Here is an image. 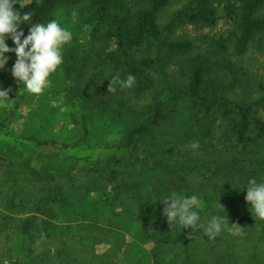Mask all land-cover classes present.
<instances>
[{"label":"trees","instance_id":"1","mask_svg":"<svg viewBox=\"0 0 264 264\" xmlns=\"http://www.w3.org/2000/svg\"><path fill=\"white\" fill-rule=\"evenodd\" d=\"M15 3L21 12L32 13V23H47L68 8L81 6L77 22L90 27L84 48L63 53L81 117L77 128L62 131L59 137L27 134L18 138L10 126L27 94L24 89L13 109L0 120V137H12L20 145L26 142L36 149H54L76 164L93 168L96 155L90 144L87 111L112 109L118 119L126 120L114 154L127 160L128 152L144 142L143 155L147 156L141 161L144 168L138 169L163 180L168 187L154 189L156 222L166 218L163 198L173 193L190 196L186 185L191 175L206 177L213 189L226 194L223 202L212 199L213 203L220 201L217 206L223 211L239 219L256 217L243 188L250 178L264 180V82L258 83L259 96L255 98H236L232 91L238 82L234 58L244 56L255 41L264 43V0H185L173 10H169L173 0ZM221 18L228 28L208 37L204 47L198 48L192 39L174 36L181 24L214 27ZM30 27L22 25L25 35ZM6 42L14 46L10 38ZM128 74L135 76V84L122 88L120 81ZM194 142L198 145L195 148ZM175 155L182 167L172 162ZM93 191L85 185L68 195L59 192L57 201L82 217L96 213L104 221L107 217L111 220L110 215L117 214L114 202L110 198L102 201ZM35 218L32 215L21 223L24 236L30 234ZM257 218L264 239V219ZM178 232L180 264H208L193 253L194 230L178 226ZM134 235L140 238L139 233ZM25 256L28 260L23 263L31 264L29 252L22 247L17 257ZM247 264H261L257 250Z\"/></svg>","mask_w":264,"mask_h":264},{"label":"rangeland","instance_id":"2","mask_svg":"<svg viewBox=\"0 0 264 264\" xmlns=\"http://www.w3.org/2000/svg\"><path fill=\"white\" fill-rule=\"evenodd\" d=\"M184 1L173 0L169 10ZM80 9V5L72 6L56 16L61 26L72 33L63 53L84 48L90 27L79 24L77 17L73 20L71 15ZM227 28L224 18L214 27L184 23L177 27L174 36L192 39L199 48ZM8 56L7 64L0 69V87L10 88L9 98L0 101V120L9 114L24 91L23 84L11 73L15 53ZM234 62L238 82L232 95L250 99L259 96L257 85L264 82V43L253 42L249 51L234 58ZM50 80V86L39 96L27 92L10 126L18 138L27 134L59 137L62 131L72 132L78 127L81 113L72 97L64 61ZM87 113L90 144L96 155L93 168L76 164L54 149H36L26 142L20 145L12 137H0V264H24L28 257H17L22 247L29 252L31 264H180L178 225H170L167 218L154 220V189L168 187L163 180L138 169L144 165L143 156H147L143 155L144 142L128 152L127 160L119 159L114 149L124 135L126 120L118 119L112 109L89 108ZM177 160L175 155L172 162L182 167L183 163ZM85 185H90L94 196L102 201L110 198L114 202L117 214L110 215L111 220L107 217L104 221L96 213L82 217L57 201L59 192L68 195ZM186 188L190 196L198 197L202 221L222 215L240 229L215 236L207 235L202 228L195 229L193 253L197 259L208 264H247L257 250L264 264V239L257 217L239 219L220 209L219 200L213 203L212 199L223 202L226 194L213 189L204 176H189ZM32 215H36L34 226L24 236L21 223Z\"/></svg>","mask_w":264,"mask_h":264},{"label":"clouds","instance_id":"3","mask_svg":"<svg viewBox=\"0 0 264 264\" xmlns=\"http://www.w3.org/2000/svg\"><path fill=\"white\" fill-rule=\"evenodd\" d=\"M15 0H0V69H3L10 57L6 53H15L12 65V76L29 94L39 96L51 83L50 77L63 62V48L72 39L68 28L61 26L58 19H49L47 23L31 22V12H21L14 7ZM75 20L77 13H71ZM30 24L28 34H24L22 25ZM11 39L14 47L6 42ZM135 76L128 74L120 81L122 88H131L135 84ZM10 88L0 87V101L9 98ZM198 145L194 142L192 147ZM245 199L250 203L256 217L264 219V180L250 178ZM166 203L163 214L169 224H176L193 230L202 228L209 236H215L223 231L239 232L238 224L229 223L222 215H212L207 221H202L199 214V201L196 195L186 196L175 193L162 199Z\"/></svg>","mask_w":264,"mask_h":264}]
</instances>
